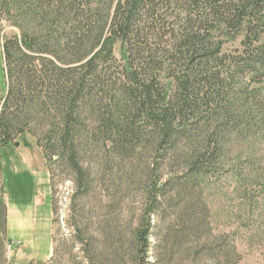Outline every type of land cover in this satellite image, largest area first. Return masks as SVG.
<instances>
[{"label": "trees", "instance_id": "1", "mask_svg": "<svg viewBox=\"0 0 264 264\" xmlns=\"http://www.w3.org/2000/svg\"><path fill=\"white\" fill-rule=\"evenodd\" d=\"M263 11L264 0H0V23L18 31L1 45L0 148L36 118L26 132L68 164L75 192L89 183L78 156L95 145L130 164L138 209L111 230L110 264H238L234 239L204 220L202 181L233 138L264 133Z\"/></svg>", "mask_w": 264, "mask_h": 264}, {"label": "rangeland", "instance_id": "2", "mask_svg": "<svg viewBox=\"0 0 264 264\" xmlns=\"http://www.w3.org/2000/svg\"><path fill=\"white\" fill-rule=\"evenodd\" d=\"M261 17L264 25V11ZM17 32L0 23V107L5 88L1 45ZM242 40L243 35L236 36L225 51L240 49ZM258 45L264 52V28ZM36 121L28 119V126L20 121L10 146L0 148V264H90L82 241L91 242L88 256L99 255V264H110L104 256L111 255L113 228L138 209L134 171L95 145L78 156L89 183L86 192H75L68 164L46 158L36 136L26 132ZM202 191L204 220L214 233L234 239L238 264H264V133L233 138L217 173L203 179ZM184 204L175 212H183Z\"/></svg>", "mask_w": 264, "mask_h": 264}]
</instances>
